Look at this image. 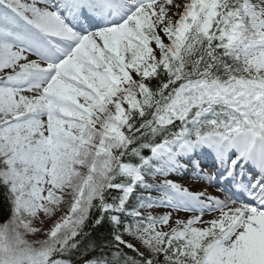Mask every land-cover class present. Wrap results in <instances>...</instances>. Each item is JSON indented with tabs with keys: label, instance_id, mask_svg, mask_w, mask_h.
<instances>
[{
	"label": "snow or ice",
	"instance_id": "6c2138e0",
	"mask_svg": "<svg viewBox=\"0 0 264 264\" xmlns=\"http://www.w3.org/2000/svg\"><path fill=\"white\" fill-rule=\"evenodd\" d=\"M0 203V264H264V0H0Z\"/></svg>",
	"mask_w": 264,
	"mask_h": 264
},
{
	"label": "rangeland",
	"instance_id": "374dc122",
	"mask_svg": "<svg viewBox=\"0 0 264 264\" xmlns=\"http://www.w3.org/2000/svg\"><path fill=\"white\" fill-rule=\"evenodd\" d=\"M172 179H174L176 182H178V183H181V184H183L184 186H186V187H188L190 190H192V191H198V190H202V189H200V182H196L195 184L199 187H196V186H191V187H189V181H185V183H182V181L180 180V176L179 175H174V176H172L171 177ZM161 211H163V210H161ZM176 215H179L180 217H187V216H189V215H191V213H184V212H181V213H179V214H175L174 213V217L176 216ZM210 217L209 216H205V219H209Z\"/></svg>",
	"mask_w": 264,
	"mask_h": 264
},
{
	"label": "trees",
	"instance_id": "16d2710c",
	"mask_svg": "<svg viewBox=\"0 0 264 264\" xmlns=\"http://www.w3.org/2000/svg\"><path fill=\"white\" fill-rule=\"evenodd\" d=\"M7 212V209L3 207L2 203H0V223L2 222H5V213ZM105 235H107V230L106 229H102V230H99L97 232H95L93 234V240H96L98 238H102L104 237Z\"/></svg>",
	"mask_w": 264,
	"mask_h": 264
},
{
	"label": "bare ground",
	"instance_id": "6f19581e",
	"mask_svg": "<svg viewBox=\"0 0 264 264\" xmlns=\"http://www.w3.org/2000/svg\"><path fill=\"white\" fill-rule=\"evenodd\" d=\"M185 178V177H183ZM205 184L204 183H201V187L204 188V189H207V191L209 193H215L216 192V189L214 187H211V185H207V186H204Z\"/></svg>",
	"mask_w": 264,
	"mask_h": 264
}]
</instances>
